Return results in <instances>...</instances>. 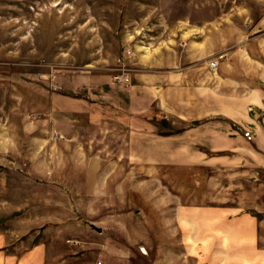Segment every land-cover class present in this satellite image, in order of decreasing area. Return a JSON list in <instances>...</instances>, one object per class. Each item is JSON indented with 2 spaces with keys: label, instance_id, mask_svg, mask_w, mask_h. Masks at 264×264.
Instances as JSON below:
<instances>
[{
  "label": "rangeland",
  "instance_id": "obj_1",
  "mask_svg": "<svg viewBox=\"0 0 264 264\" xmlns=\"http://www.w3.org/2000/svg\"><path fill=\"white\" fill-rule=\"evenodd\" d=\"M215 25L225 48L207 57L209 71L242 41L264 56V0H0V231L10 241L43 243L47 264L55 253L105 264L98 250L109 252L107 264H207L193 254L182 207L225 203L263 218V160L185 168L112 160L98 137L71 139L56 127H64L61 117H51L71 95L68 80L110 75L129 86L136 68L167 67L180 43L209 44ZM241 130L253 140L252 129ZM141 146L134 150L145 156ZM114 150L129 155V144Z\"/></svg>",
  "mask_w": 264,
  "mask_h": 264
},
{
  "label": "crops",
  "instance_id": "obj_2",
  "mask_svg": "<svg viewBox=\"0 0 264 264\" xmlns=\"http://www.w3.org/2000/svg\"><path fill=\"white\" fill-rule=\"evenodd\" d=\"M215 28L210 27L205 35L209 44L185 41L172 46L167 67L157 68L151 63L133 70L129 86L115 85L110 75L89 74L68 80L65 86L71 95L65 96L64 103L51 114L61 117L64 124L56 123L58 131L64 130L60 132L71 139L79 134L98 137L112 160L123 156L154 159L159 165L180 164L183 168L191 161L195 166H234L249 163L250 155L264 161V56L242 41L234 44L238 50L226 52L229 54L218 60L216 71H209L207 57H217L225 48L219 45ZM255 79L261 82L256 84ZM80 89L81 96H75ZM84 123L91 135L83 128ZM242 127L254 131L252 141L243 136ZM120 143L129 144V155L114 150ZM138 144L145 145L141 146L145 156L134 150ZM182 208L177 212L182 227L192 223L189 232L198 262L264 264V245L260 244L264 240V216L259 218L256 213L238 211L225 203ZM42 245L21 247L0 231V264H47ZM108 254L98 250L96 256L107 264ZM121 254L113 251V257ZM75 258L78 264H94L87 255ZM49 264L74 262L68 255L59 261L55 253L50 254Z\"/></svg>",
  "mask_w": 264,
  "mask_h": 264
},
{
  "label": "built area",
  "instance_id": "obj_3",
  "mask_svg": "<svg viewBox=\"0 0 264 264\" xmlns=\"http://www.w3.org/2000/svg\"><path fill=\"white\" fill-rule=\"evenodd\" d=\"M216 61H217V58H215V60L212 61L211 63L216 65V64H217ZM119 77H121V76H119ZM112 78H113V79H112L113 82H114V83L116 82L115 84H118V85H119L118 77H117V76H114V77H112ZM244 135L247 136L248 134L245 132ZM94 264H102V262H101L100 260H97Z\"/></svg>",
  "mask_w": 264,
  "mask_h": 264
}]
</instances>
